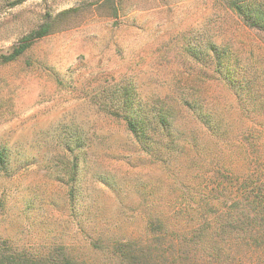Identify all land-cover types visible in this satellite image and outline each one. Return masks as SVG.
Listing matches in <instances>:
<instances>
[{
	"label": "rangeland",
	"instance_id": "1",
	"mask_svg": "<svg viewBox=\"0 0 264 264\" xmlns=\"http://www.w3.org/2000/svg\"><path fill=\"white\" fill-rule=\"evenodd\" d=\"M16 1L0 0V240L36 256L65 246L88 264H109L92 240L146 235V218L177 194L168 188L185 175L186 155L197 167L217 152L204 125L180 111L174 121L192 147L167 167L159 163L111 116L123 89L154 106L183 92L208 107L212 122L239 120L228 110L234 90L210 77V48L231 52L228 72L242 83L246 72L264 71V35L230 7L264 9V0ZM47 25L49 35L4 63ZM261 82L255 85L264 92Z\"/></svg>",
	"mask_w": 264,
	"mask_h": 264
},
{
	"label": "trees",
	"instance_id": "2",
	"mask_svg": "<svg viewBox=\"0 0 264 264\" xmlns=\"http://www.w3.org/2000/svg\"><path fill=\"white\" fill-rule=\"evenodd\" d=\"M25 1L17 0L15 5ZM230 7L247 26L264 35V9L261 6L240 5L232 1ZM50 33L48 25L32 32L13 49L4 63L17 60ZM210 49L216 60L210 77L216 76V80L225 82L234 90L237 101L230 104L228 110L230 114L240 116L239 120L233 122L229 117L212 122L208 107L195 100L191 102L182 96L183 92L171 101L154 106L139 100L135 102L132 87L126 86L122 91L119 112L111 116L122 119L138 148L155 159L160 156L159 163L165 167L186 154V144L192 147V141L174 121L176 112L188 113L204 125L205 133L216 140L217 152L197 167L193 158L186 155L185 175L178 176L173 187L170 188V184L168 188L177 194L170 200L165 199L166 210L162 205L146 218L143 233L146 235H111L92 240L95 245L102 243L99 248L108 256L109 264H147L149 259L166 264H209L215 261L218 264L230 261L231 264H245L250 261L249 257L264 264V92L256 86L259 81L264 83V71L255 68L246 72L248 76H243L242 83L233 72H228L231 52ZM76 161L74 175L78 173V157ZM4 162L5 157L1 154L0 165ZM70 195L74 200L73 186ZM195 196L199 198L194 199ZM183 203L196 205L185 208ZM187 207L195 208L190 209V213L198 214L196 222L192 223L193 218L185 211ZM187 224L190 229L185 230ZM0 264L88 262L81 261L65 246L54 247L48 254L36 256L0 240Z\"/></svg>",
	"mask_w": 264,
	"mask_h": 264
}]
</instances>
